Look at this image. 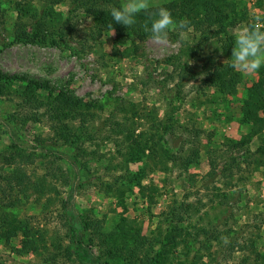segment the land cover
<instances>
[{
  "label": "rangeland",
  "instance_id": "obj_1",
  "mask_svg": "<svg viewBox=\"0 0 264 264\" xmlns=\"http://www.w3.org/2000/svg\"><path fill=\"white\" fill-rule=\"evenodd\" d=\"M176 1L118 5L140 11ZM229 1L236 24L227 31L235 49L247 52L238 58L229 56L223 34L213 35L214 26L184 30L165 9L155 27L141 26L115 46L112 28H96L99 9L90 0H0V72L48 86L32 98L24 82L0 80V216L9 215V227L25 221L44 231L38 250L18 253L21 236L6 243L0 229V264H84L58 249L70 243L63 201L71 191L76 210L91 222L93 251L110 264L124 263L105 255L97 227L111 231L122 216L140 235L154 236L166 227L172 204L180 207L177 223L197 236L184 250L175 248L167 264H191L196 254L199 264H264V164L255 160L264 128L244 141L243 111L264 72V0ZM227 64L239 73L234 94L208 84L211 67ZM60 88L94 103L84 124L75 116L51 118L47 103ZM138 135L154 136L151 151H140ZM14 139L32 160L19 161ZM36 183H43V195L33 190ZM202 228L219 240L197 251Z\"/></svg>",
  "mask_w": 264,
  "mask_h": 264
},
{
  "label": "trees",
  "instance_id": "obj_2",
  "mask_svg": "<svg viewBox=\"0 0 264 264\" xmlns=\"http://www.w3.org/2000/svg\"><path fill=\"white\" fill-rule=\"evenodd\" d=\"M179 0L176 2L169 3L162 7H150L144 8L140 11H125L122 6L118 5L119 0H90V3L99 10L93 11V16L95 18V26L99 30L112 28L115 33L114 45L118 46L123 44L126 40L132 39V36L141 33V26H145L150 29L155 27L160 19V11L162 9L167 10L169 15L174 19V22L182 27V29H188L190 26H198V24L206 25L208 27H215L212 32L213 35L225 36V43L223 44L226 48L229 56H234L235 58L247 55L245 48L235 49L236 40L233 35H231L227 29L228 27L236 24L235 20L231 21L233 17L234 6L229 0ZM207 1L212 2V4L206 3ZM77 3H84L85 0H74ZM225 3V6H222ZM111 4L112 6L110 7ZM114 5V6H113ZM199 7L203 8L201 15L197 10ZM248 35H253V31H249ZM211 66V65H210ZM209 66V67H210ZM213 68L211 77H209L208 84L217 88L220 94H234L236 93L235 81L239 79L238 71L232 65H223L220 67ZM211 68H205L206 70H211ZM188 72L190 71L187 69ZM0 80L6 84H11L12 82L19 81L24 82V95L28 97H34L35 92L38 89L47 88L48 86L40 83L33 79H27L25 76L18 74H8L0 72ZM259 87L254 91H251L248 98H245L247 102V107L244 105V114L248 111V116H246V123L248 124V134L244 137V141H249L250 137L258 134L264 128V72L260 70L259 77ZM2 92V85H0V93ZM50 95V94H49ZM48 95V96H49ZM31 99V98H30ZM252 104V109H248V105ZM47 105L52 111L51 118H56V122H62L64 118L69 116H75L80 122L84 124V121L90 117V108L94 106L91 101H85L81 97L74 96L72 93H68L63 89H59L58 92L51 97ZM261 111V115L258 112ZM84 112V115L82 114ZM79 114V115H77ZM245 118H242L243 122ZM55 122V124H56ZM124 125V124H123ZM121 125V130H125L124 126ZM57 126V124H56ZM119 127V124L116 123ZM159 134L158 138L163 139L164 133L166 131V124L161 121L159 124ZM115 130V129H113ZM118 130V129H117ZM4 131H6L4 129ZM64 141L66 144L69 143L68 135L63 133ZM138 140H132L133 142L139 143L140 151L144 152L146 149L151 151L155 146L154 136L151 135L149 138L145 137L142 139L141 135H138ZM153 141L154 144L148 143V141ZM142 141H144L142 144ZM41 142V141H40ZM133 147V144L130 145ZM11 147L15 150V153H19L18 157L22 159L19 161L29 162L31 159L30 153L17 148L15 139ZM43 152L51 154L50 150H47L43 146L39 147ZM169 151L167 150V153ZM255 152L257 156L255 160L257 163L264 164V137L259 146L256 147ZM171 160L174 157L168 155ZM190 160V159H189ZM187 160L184 166L190 162ZM19 165L13 168L12 174L19 172ZM18 176V173H16ZM15 177V176H14ZM10 181V180H8ZM43 183H36L33 186V190L38 194H44ZM6 206V205H4ZM179 205L172 204L169 212V219L166 227L164 229H157L155 235L147 236L140 235L135 231V225L132 220L126 217H120L117 219L115 227L113 230L108 232H103L99 227L96 228L97 237L99 239L98 244L101 249H103L105 255L109 259H116L123 262L124 264H167L170 261L171 252L178 247L184 250L188 246L190 239H196L197 233L190 232L186 225H179L176 221L177 211L179 210ZM63 215L69 224L70 230V243L66 247L58 246L61 254L66 257L76 256L80 262L84 264H110L106 259L97 255L93 251V246L91 245V240L87 238V231L91 227V222L86 221L82 218L81 214L76 210L73 204V192L71 191L65 201H63ZM9 215L3 213L0 216V229L1 238L6 243L8 239L12 236H21V245L16 247L18 253H28L35 252L43 244V234L44 231L40 229H33L26 225L25 221H19L17 224L9 227ZM6 227L4 229L3 227ZM202 230V231H201ZM202 233L203 238H198L199 246L197 251L205 247V242L208 240H219L218 235L212 234L209 229L202 228L199 230ZM204 238L206 239L204 241ZM198 258L195 255L194 260L191 264L196 263L195 260ZM206 264V263H203Z\"/></svg>",
  "mask_w": 264,
  "mask_h": 264
}]
</instances>
